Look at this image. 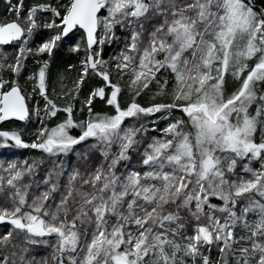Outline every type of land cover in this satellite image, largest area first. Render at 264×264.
<instances>
[{"label": "snow or ice", "instance_id": "snow-or-ice-1", "mask_svg": "<svg viewBox=\"0 0 264 264\" xmlns=\"http://www.w3.org/2000/svg\"><path fill=\"white\" fill-rule=\"evenodd\" d=\"M45 8L61 17L55 7L37 5L29 9L22 24L19 7L9 9L16 19L0 22V45L24 43L14 62L0 61V72L20 73L22 58L33 52L26 45L37 26L36 12ZM104 10L107 14L100 16ZM77 26L85 36L71 51L79 52L83 46L85 56L74 90L79 93L90 73L104 82L84 101L88 119L77 124L69 105L62 109L68 118L54 127L42 124L31 143L19 131H0L4 141L0 146L12 141L16 147L59 157L91 138L95 143L78 153L90 167L84 171L72 168L61 190L63 161H53L42 180L35 177L43 159L0 163V198L11 204L10 208L0 207V225H11L0 235V264H17L16 249L19 264H50L48 258L37 260L25 254L30 246L48 244L47 237L53 235L56 243L51 261L55 264H187L189 257L192 264L197 258L201 264H212L202 248L215 242H219L221 254L216 264H230L229 257L235 264H264V203L254 199L264 198V165L259 171L245 165L249 177L232 179L230 175L236 158L264 153V141L253 139L258 129L264 131V93L257 90L264 84V9L255 10L252 0H69L60 23L53 20L44 25L62 31L41 43L35 54L51 56L62 37ZM101 26L104 35L98 39ZM117 28L126 30L127 36L110 64L102 58V48L94 46L117 42ZM161 54L163 59L158 58ZM253 59L255 63L250 65ZM47 67L48 61H44L29 79L36 81L35 87L46 101V114L55 116L61 109L48 98ZM161 70L174 77L171 102L147 107L137 103L135 97L153 81L160 88L158 94L167 91L169 81L161 83L157 78ZM229 70L239 87L226 95ZM113 71L119 77L116 82ZM125 75L133 100L122 108L118 95ZM106 88L111 89L110 95ZM96 97L114 106L115 114L94 113ZM253 104L254 115L249 112ZM176 109L187 117L191 130H182V119L169 124L162 137H153L145 147L141 163L147 170L118 174V165L131 159L129 153L140 145L138 137L147 131L143 124L124 127L126 118L139 120ZM29 116L18 81L0 76V122L24 121ZM75 127L82 130L78 137L69 131ZM114 146L118 151H113ZM96 151L103 160L92 167ZM33 187L38 194L30 192ZM57 193L59 202L53 206ZM212 198L222 203H213ZM244 200L248 206L238 214L236 209ZM250 211L257 214L253 221L245 218ZM185 219L194 222L193 232L187 236L181 231ZM238 222L247 230L239 240L233 231ZM237 243L242 246L235 247Z\"/></svg>", "mask_w": 264, "mask_h": 264}, {"label": "trees", "instance_id": "trees-1", "mask_svg": "<svg viewBox=\"0 0 264 264\" xmlns=\"http://www.w3.org/2000/svg\"><path fill=\"white\" fill-rule=\"evenodd\" d=\"M69 0H23L22 2V8L24 10L28 8H32L33 6L37 5H52L56 8L63 7L67 5ZM16 3H19L20 6V0H11V3L8 2V0H0V22H7L16 19V13L8 11L9 6L16 5ZM252 5L255 10L259 11L261 9H264V0H252ZM61 17L63 15L64 10L60 11ZM104 11H101L99 14L100 16L103 14ZM26 13L24 12L20 16V22L24 24V16ZM51 15V18L53 16V13L50 11V14H48V19ZM61 17H57V22H60ZM150 28V25H149ZM39 33H41V38H48L51 36V32L48 29L40 28ZM81 30L79 28H75L72 32H70L66 37H62V39L57 43V46L54 48L53 53L51 56L44 54L40 58H36V54L34 56H29L24 59V65L23 70L21 69L19 75H18V83L20 84L23 93L26 96L27 88H29V83L33 80H26L24 78V75H26L27 72H35L37 69L41 67L44 61H48V67H47V79H46V87H47V94L48 98L53 100V102L57 105L58 108L61 109V111H58L55 116H49L45 112V108H43V112L41 114L42 122L40 125L37 124L38 120L37 118L32 119V109H31V101L27 100L26 96V102L28 104V107L30 109V116L25 122H20L16 120H9L0 123V131H19L22 134V138L25 140H31L35 139L36 134L38 130L40 129L41 125H47L48 127H54L55 125L65 121L68 116L67 113H65L62 109L68 107L69 105L72 106V118L73 120L79 124L80 121L87 120V116H89L88 113V106L84 104V101L87 100L89 94L93 91V89L104 86V82L99 76H96L94 74H89L85 77L84 83L80 86L79 93L75 92V82L80 77V69H79V57L82 54H85L83 51V46L81 51L79 52H73L71 49V43L75 41V39L79 38ZM37 35V33H36ZM35 35V37H36ZM116 35L119 37V40L115 43H112L105 47L102 58L110 57L111 52L114 49H121L124 47V42L127 36V31L124 29L117 28L116 29ZM68 41V42H64ZM12 44H8L6 46H0L1 53H0V61H5L6 63H11L14 60V51L12 49ZM71 65V67H69ZM251 65V64H250ZM25 67V71H24ZM3 73V78H6L8 81H11L14 79V75L4 70L1 72ZM25 73V74H24ZM158 80L161 81V83L167 79L169 81L167 85V91L160 93V88L156 81H153L148 89H145L141 92L139 96L135 97V100L137 103H140L142 106H149L151 103H170L172 100V89H173V80L170 75V72L166 71L165 74L158 75ZM112 80L113 82H116L119 80V77L113 73L112 74ZM129 77L124 78L120 80L122 91L118 95V102L122 108H127L128 104H130L133 100V93L132 91L127 87ZM239 85V82L236 81V79L232 75V71L229 70V72L226 74V95L231 94L233 91L237 89ZM111 89L106 88V93L110 95ZM45 107V106H43ZM92 110L94 113L97 112H104V114L108 115H114L115 114V107L110 106L107 104L106 100H102L99 97H96L93 100L92 103ZM162 112L153 114L155 116H159ZM170 119L176 120L177 117L181 118L182 120L187 119V117L178 109L171 110L170 111ZM152 116V115H151ZM151 116H149V119H151ZM185 124H187V120H184ZM144 119H139L135 121V118H126L124 121V127L135 125L136 127H140L141 124H144ZM34 124V126H31ZM34 127H37L36 130H34ZM161 128L163 127L162 124L159 125ZM187 128V126H184ZM32 131V132H31ZM81 129L79 127H75L70 129V132L73 136L78 137L81 134ZM32 135V136H30ZM154 135H157L156 131H146L144 133H141L138 139L140 140V145L133 151L129 153L131 159L128 161L122 162L120 165H118V174L127 175L128 172L131 171H144L146 170L145 166L142 165L141 161L143 158V153L145 150V147L147 146V143H150L154 137ZM4 143L3 138H0V145ZM95 143L94 139H89L86 142H82L80 145L75 146V150L69 153L67 156L61 155L59 157H49L47 154L42 153L40 150L32 149V148H21L16 147L14 142L9 141L7 147H1L0 146V163L6 164L10 161H16V162H23L25 160L31 162L33 159H43L44 163L40 165L39 170L37 171V175L35 177L36 180H42L44 176L47 174L48 170L53 167V161L59 163L61 161L64 162L65 171L63 175L60 177V184H61V190H63V185L67 182V176L68 172L72 170V168L79 167L81 171H84L86 167H90L89 165H86L78 156V153L82 152L89 144ZM113 151H118V149L114 146ZM103 160V157L100 156L99 152L96 151L94 154H92L91 157V166L94 167L98 165ZM239 168H236V170ZM25 182L27 183L28 180L26 179ZM40 191L44 190L43 185H41ZM30 192L32 194H38V191L35 187L30 189ZM59 193L54 195V201L53 206L55 203L59 202ZM31 199V196L29 197V200ZM130 199V197H129ZM213 203H222L220 201H217L216 198H212ZM242 203L239 205L238 208L242 206ZM0 207H11V204L6 203L3 198H0ZM237 208V209H238ZM182 215L187 216V213H182ZM217 215H222L217 213ZM226 215V214H225ZM112 223H115V220H112ZM185 228L182 229V235L187 236L191 235L194 228V222L193 224H189L188 220H184ZM11 225L5 223L0 225V235L4 233L7 229H9ZM134 228V226H133ZM242 231H244V225L241 226ZM245 234H242V236ZM241 237V235L238 236ZM22 237L19 241V243H22ZM90 239V237H89ZM179 240V238H177ZM47 240L49 241L48 244H40L36 246H30V252L25 254L27 258H32L33 256L39 260L41 258H48L50 261V264H55V262L51 261V254L53 252V245L56 243V237L50 236L47 237ZM211 246V249L209 251V256L212 258L218 253V246L219 242L213 243ZM241 244L237 243L235 247H240ZM17 251V264H19V250ZM10 254V251H9ZM232 259V258H230ZM198 264L201 262L200 258H197ZM231 261H234L233 259ZM190 263V257L187 258V264ZM235 263V262H234ZM232 264V262H231Z\"/></svg>", "mask_w": 264, "mask_h": 264}, {"label": "rangeland", "instance_id": "rangeland-1", "mask_svg": "<svg viewBox=\"0 0 264 264\" xmlns=\"http://www.w3.org/2000/svg\"><path fill=\"white\" fill-rule=\"evenodd\" d=\"M42 5H46V4H42ZM49 5V4H48ZM12 6H14V5H12ZM11 5L9 6V9L12 7ZM15 6H18L19 7V11H20V16L25 12L26 13V15L24 16V18H26L27 17V15H28V11H29V9H31V8H28V9H26V10H24L23 8H22V6H19V3H16V5ZM51 7H55V6H52L51 5ZM56 8V7H55ZM9 9H8V11H9ZM59 11H62V10H64V6L63 7H60V8H57ZM48 14H50V10L49 9H47V8H45V9H39L37 12H36V15H35V19H36V24H37V26H36V28L33 30V32H32V34H31V36L28 38V43H27V45H26V47L27 48H31L32 50H33V52L32 53H27L23 58H22V62H24V59L26 58V57H29V56H34L35 55V49L41 44V43H43V42H45L46 40H48L51 36H53V35H56L57 33H59V32H61L62 31V28H46V27H44V25L45 24H47V23H51L53 20H55V22L57 23V24H59L60 22H57L56 20H57V17L56 16H52V18H51V15H50V17H49V19H48ZM107 14V12H106V10H104V12H103V14L101 15V16H104V15H106ZM24 23H25V19H24ZM39 26H40V28H43V29H48V30H50V32H51V36L50 37H48V38H41V33H39L40 32V30L38 31V29H39ZM80 30V29H79ZM36 33H37V35H36ZM35 35H36V37H35ZM104 35V32H103V28H102V26L98 29V39L100 38V37H102ZM82 37H84V34H83V32H82V30H81V32H80V36H79V38H77V39H75V41L73 42V43H71V47H74L78 42H80L81 41V39H82ZM65 43L66 42H68V41H64ZM24 43V41L23 40H20V41H17V42H14L13 43V45H12V49L11 50H13L14 51V56L16 55V53L19 51V48H20V46L22 45ZM69 43V42H68ZM109 44H105V45H103V46H101V45H99V44H97V45H95L94 47L96 48V50H101V48H102V52H101V55H102V53H103V51H104V49H105V47L106 46H108ZM123 48V47H122ZM120 51V49H114L112 52H111V54H110V57H107V58H103V59H105V60H108L109 62H110V64H111V57L113 56V55H115V54H117L118 52ZM0 53H1V48H0ZM44 54H46V53H44ZM44 54H40V55H37L36 56V58H40L42 55H44ZM48 55V54H47ZM84 56H85V54H82L80 57H79V64H78V66H79V69H80V74H81V60L84 58ZM159 59H163V55L161 54L159 57H158ZM14 59H15V57H14ZM12 62H14V60L12 61ZM11 62V63H12ZM255 63V59H253L252 61H249V64H254ZM23 65H24V63H23ZM22 70H23V67L21 68ZM38 71H39V69H37L35 72H27L26 73V75H24V78L27 80H30L29 79V77H31V76H33V75H35L36 73H38ZM166 71H168V70H161L159 73H158V75H162V74H165L166 73ZM23 72H26L25 71V67H24V71ZM168 72H170V71H168ZM113 73H115L114 71H113ZM13 74V73H12ZM25 74V73H24ZM245 75H246V73H244ZM3 75V73L1 74V72H0V76H2ZM14 75V79L15 80H17L18 81V75L19 74H13ZM170 75H171V77H172V80H173V86H174V77H173V75L171 74V72H170ZM126 76V78L127 77H129L128 75H125ZM3 77V76H2ZM3 79H5V80H7L6 78H3ZM35 85H36V81H32V82H30L29 83V88H27V91L25 92L26 93V96H27V100H30L31 101V109H32V112H33V114H32V119L33 118H37V120H38V122H37V124L38 125H40L41 124V122H42V117H41V114H42V112H43V104L46 102L45 101V99H44V97L43 96H41L40 95V92H39V88L38 87H35ZM238 87H239V85H238ZM237 87V88H238ZM258 92H262V93H264V84H261V85H258ZM230 95V94H229ZM255 111H256V105L255 104H253L251 107H250V109H249V112H250V114H252V115H254L255 114ZM37 112L39 113V115H37ZM170 111H162V113L159 115V116H155V115H152L151 116V119L152 120H150L149 119V116H146V117H141L140 119H144L145 120V122H144V127H145V129H147V131H156L157 132V135H154V137H157V138H159V137H162L163 135H164V132H163V130L169 125V124H171V123H173V122H175L176 120H178V119H181V118H178L177 117V119L176 120H171L170 119ZM87 118H88V116H87ZM184 120H187V119H184ZM135 121H136V119H135ZM160 124H162L163 125V127H165V128H161V127H159V125ZM188 124V123H187ZM31 126H34V124H32ZM185 126H187V128L186 127H183V131H185V132H187V131H190L191 130V126H190V124H188V125H186L185 124ZM37 129V127H34V130H36ZM32 132V131H31ZM30 136H32V135H30ZM253 139H254V141L256 142V143H260V142H262V141H264V131H261V130H259L258 129V131L254 134V137H253ZM33 140H35V139H31V140H27V139H25V142H27V143H31ZM4 143H2L1 145H3ZM1 147H7V146H1ZM227 155H232V154H227ZM237 159V165H236V168H239V169H237L236 170V168H235V170H234V172L232 173V174H230L231 175V178L232 179H236L237 177H240V176H242V177H249L251 174L250 173H248V172H246L245 171V165H248V167H250L251 169H253V170H255V171H259V170H261V166L262 165H264V153H262L261 154V156L260 157H255V158H253V157H251V156H247V157H242V158H236ZM147 170V169H146ZM254 199H256V200H259L260 202H262V203H264V198H261V197H259V196H255L254 197ZM217 200V199H216ZM218 201V200H217ZM243 203H242V206L240 207V208H238V209H236L237 210V212H238V214H240L241 213V210L244 208V207H246V206H248V201L247 200H244V201H242ZM225 215V214H224ZM256 212H254V211H250L247 215H246V219L247 220H249V221H253V220H255L256 219ZM243 225V222H238L237 224H235L234 225V228H233V231H234V234H235V236H236V238L238 239V236L239 235H241L242 236V234H246V232H247V230L244 228V231H242V229H241V226ZM210 249H211V246H209V245H205L203 248H202V252H203V254L204 255H208L209 256V251H210ZM218 253L216 254V259H215V255H214V257H210V260L212 261V264H216V262L217 261H219L220 260V257H221V254H220V251H219V246H218V251H217ZM231 257H229V260H230V264H231V262H232V264H235L234 263V261H231L232 259H230ZM189 264H192V259L190 258V263ZM196 264H198V260H196ZM199 264H201V262L199 263Z\"/></svg>", "mask_w": 264, "mask_h": 264}, {"label": "water", "instance_id": "water-1", "mask_svg": "<svg viewBox=\"0 0 264 264\" xmlns=\"http://www.w3.org/2000/svg\"><path fill=\"white\" fill-rule=\"evenodd\" d=\"M100 14V13H99ZM76 28H79V26H77ZM75 29V28H74ZM73 29V30H74ZM80 30H82V32H83V34H84V36H85V33H84V30L83 29H81V28H79ZM72 30V31H73ZM71 31V32H72ZM66 37V36H65ZM14 42H17V41H14ZM14 42H12V43H14ZM12 43H10V44H12ZM0 46H6V45H0ZM27 103V102H26ZM28 105V104H27ZM9 120H16V121H20V120H18V119H15V118H12V119H9ZM9 120H6V121H9ZM25 121H27V119L26 120H24V121H20V122H25ZM3 122H5V121H3ZM0 123H2V122H0Z\"/></svg>", "mask_w": 264, "mask_h": 264}, {"label": "crops", "instance_id": "crops-1", "mask_svg": "<svg viewBox=\"0 0 264 264\" xmlns=\"http://www.w3.org/2000/svg\"><path fill=\"white\" fill-rule=\"evenodd\" d=\"M97 113H101V114H104V112H97ZM70 131V130H69ZM70 134H71V132H70ZM72 135V134H71Z\"/></svg>", "mask_w": 264, "mask_h": 264}, {"label": "built area", "instance_id": "built-area-1", "mask_svg": "<svg viewBox=\"0 0 264 264\" xmlns=\"http://www.w3.org/2000/svg\"><path fill=\"white\" fill-rule=\"evenodd\" d=\"M46 103V102H45ZM45 103L43 104V106H45ZM43 108H45V107H43Z\"/></svg>", "mask_w": 264, "mask_h": 264}]
</instances>
